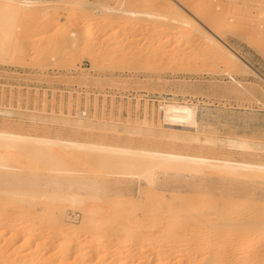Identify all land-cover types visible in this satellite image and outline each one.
I'll return each mask as SVG.
<instances>
[{"label":"rangeland","instance_id":"374dc122","mask_svg":"<svg viewBox=\"0 0 264 264\" xmlns=\"http://www.w3.org/2000/svg\"><path fill=\"white\" fill-rule=\"evenodd\" d=\"M5 1L0 0V3ZM39 2L41 4H36L35 9L38 10L39 15L45 14L44 17H39L40 20L55 15L56 21L53 20L55 24L51 19L53 23L50 22L54 25L43 29L35 23L33 25L29 17L19 19L11 23L15 25L12 39L10 37L9 42L8 38L7 42L1 40L5 49H0V129L5 127L26 134L75 138L88 142L102 141L134 148H155L204 154L209 157L264 161V151L252 154L248 150L228 144L229 139H243L255 143L254 145L258 143L264 145V0H40ZM78 2L80 7L77 5ZM96 3L115 8L124 5L129 9L157 14L168 13L170 16L171 14L178 16L180 10L181 14L186 13L185 15H188L186 17L190 19L191 13L188 12L197 10L195 13H198L202 9L200 12L205 14L201 15L205 16H200L201 21L207 24L209 14L210 17L215 15L217 20L219 18L220 22H218L221 25L219 29L225 28H222V32L217 29L220 35L223 34L219 35L222 41L229 44L230 49L240 55L241 60H244L256 73L247 70L243 63L234 68L229 67V61L220 57L219 48L217 50V45L213 46L208 38L195 35L189 38L185 36L181 38V36L183 40L181 41L177 36L172 37L170 34L172 23L166 19L146 15H119L116 14L119 13L116 10L96 13L98 17L102 15L107 19L105 24H101L102 28L104 27V35L100 36L101 40H97L95 35L88 40H80L82 50L77 53L68 55L58 53L55 56L57 61L52 60L55 57L52 51H48L47 47L50 46L45 40L44 43L37 42V44L28 42L23 53L14 52L16 41L20 39L19 36L23 37V32L24 35L26 33V35L40 36L43 33L45 37L51 38L61 31L63 24H68V20L73 15L77 17L74 31L79 32L89 23V16L92 14H89L88 10L90 11L93 5H97ZM181 3L186 5V11L178 8ZM47 12L50 16L46 15ZM211 22L210 20L208 25ZM8 25L10 23H6L5 26ZM5 26L2 28L5 29ZM115 30L122 37L113 38ZM0 31V37H3L5 31L3 35H1L2 30ZM108 39L113 47L120 39L125 42L136 40L138 43L134 49L125 48L115 59L111 51L99 53V48L95 50L98 53L95 52L94 57L91 58L83 49L93 41L102 42ZM128 52L134 55V59L127 62L123 57ZM168 103L190 104L196 107L198 126L179 127L169 124V121L164 120L162 108L163 104ZM77 112H82L84 116L87 112L89 121L86 120L84 126L75 125L74 122L80 117ZM65 118H69L70 121L66 122ZM143 120H147L150 124L154 123L153 127L143 123L137 124ZM172 130L179 131L181 137L186 134V136L196 135L203 142L199 143L195 139L184 141L182 138L170 136ZM207 137L213 139L214 143L207 141L204 143ZM77 167L80 168L79 165ZM93 171L96 172L95 179L105 181L102 191L104 196L114 200L115 204L120 203L121 207L145 203L154 189L156 193L170 198L172 195H193L194 193L189 190L193 186L208 188V185L212 184L219 188L221 185L219 174L214 172H174L157 168L154 170L156 181L152 186L147 178L129 174L128 170L110 173L106 168H95ZM33 173L41 175L38 182L40 181L39 184L46 190L60 188L61 184L58 180L54 184L49 182V185H46V181H51L49 176L51 173L48 170ZM58 178L60 180V177ZM261 188L256 194L253 193L257 198L256 202L260 201V204L264 202V187ZM77 190L80 195L87 196L91 189L83 186ZM250 194L241 197L238 201L242 204L241 207L253 210L254 204L248 199ZM138 213L142 215L140 209ZM62 214L65 220L68 219L66 222L71 225L79 224L82 219V211L72 205H68ZM2 227L4 229V224L0 229ZM1 231L2 229L0 233ZM63 237L66 238V234ZM21 240L10 250V253L22 252V249L27 248L22 243L23 239ZM98 245L103 247L100 243ZM84 247L89 249V246ZM108 251L106 250L105 253ZM135 251L138 252L139 259L149 254V250H146L147 254L140 247ZM258 252V250L248 251L247 259L250 264H261L264 261V255H259ZM105 253L106 257L102 259L103 261L97 259V254L85 258L86 264L89 262H91L89 264H112L111 260L114 257L111 258V255ZM139 253L144 255L140 257ZM126 254L122 256L121 262L131 261L130 259L136 257L132 258V255L127 254L131 257L129 259ZM139 259L136 264L141 262L142 259L140 261ZM233 259L235 264H245L242 263L239 251ZM120 261L117 264H120Z\"/></svg>","mask_w":264,"mask_h":264},{"label":"bare ground","instance_id":"6f19581e","mask_svg":"<svg viewBox=\"0 0 264 264\" xmlns=\"http://www.w3.org/2000/svg\"><path fill=\"white\" fill-rule=\"evenodd\" d=\"M39 1L6 0L0 3L1 35L5 31L4 36L0 37L2 38L0 39V49L4 48L3 41L7 42L8 38L9 42L10 37L12 39L15 25L13 26L11 23L19 19L23 20L29 17L31 20L29 21L33 22V25L35 23L36 26L43 29L51 27L56 17L54 15L55 18L47 17L48 19L40 20L41 16L44 17L45 14L39 15L38 10L35 9L36 4L40 3ZM122 6L115 8L93 5L90 11L88 10L89 14H92L89 16V23L77 33L74 31L77 18L74 15L68 20V24H63L61 31L58 34L55 33V36L51 38L45 37L43 33L44 37L38 34L26 35L25 33L24 35L22 31L23 37L19 36L20 39L16 41L14 52L23 53L28 42L37 44V42L47 41L50 46L47 49L49 52L52 51L53 57L58 53L66 55L77 53L82 50L80 40H88L94 35L99 40L100 36L104 35L102 23L107 19L102 15L98 17L96 13H101L103 10H116L119 12L116 14L119 15H146L152 18L166 19L172 23L170 32L172 37L180 38L182 36L181 38H183L185 36V38H189L195 35L208 38L209 42L214 44L213 46L217 45V50L219 48L220 57L229 61V67L234 68L243 63L247 70L255 72L244 60H241L240 55L230 49L229 44L222 41L220 36L223 34L220 35L219 31L222 32L225 28L219 29L220 20L219 18L217 20L215 15H212V18L209 14L208 19L212 21L209 26L210 20L207 19L208 23L206 24L200 19V16H205L201 15L203 12L200 10L202 9H198L200 14H198L199 12L195 13L197 10L195 12L189 10L191 19L186 17L188 16L185 15L186 13L181 14L182 11L178 8L183 11H186L187 8L182 3L178 8H175L179 10L178 16L139 11ZM73 7L75 6L73 5ZM46 15H49L48 12ZM112 16L114 17V15ZM4 23L5 25L10 23V25L6 27ZM174 23L177 25L173 26ZM2 26H5V29ZM10 26L12 27L10 28ZM116 32L115 30L113 38L120 36ZM97 40L83 48L91 58L97 52L95 50L100 48L99 53L111 51L113 59H115L125 48L134 49L138 43L136 40L125 42L120 39L113 47L109 39L102 42ZM205 50L207 49L205 48ZM46 51L44 52L46 53ZM218 54L216 53V55ZM123 59L127 62L132 61L134 55L128 52ZM52 60H56V57ZM219 60L221 61L220 58ZM162 108L164 120L169 121L172 126H198L196 107L190 104L168 103L163 104ZM77 113L80 117L76 121L74 120L75 125L77 127L84 126L85 121L89 119L87 112H85V116L82 112ZM64 120L70 121L69 118ZM140 123L152 127L154 124L152 122L150 124L147 120L139 121L137 124ZM160 131L164 130L160 129ZM164 133L163 135H165ZM180 134L179 131L172 130L170 136L182 138L184 141L195 139L199 143L203 142L196 135L186 136V134V137H181ZM212 140L207 137L204 143L205 141L213 142L214 140ZM157 142L159 143L158 140ZM228 144L248 150L252 154L264 151V145L261 146L259 143L254 145L255 143L243 139H229ZM78 165L80 168L77 167ZM95 168H106L110 173L128 170L129 174L147 178L152 186L156 181L154 170L157 168L174 172H214L219 174L221 185L219 188L212 184H209L208 188L193 186L189 188L194 193L193 195H172L170 198L156 193V189H154L145 203L137 204L139 205L137 208L142 212L140 216L139 209L136 208L137 205L121 207L120 203L116 202L115 204L114 200L104 196L102 191L105 181L95 179L96 174L94 173L96 172L93 171ZM43 170H48L51 173L49 175L51 181H46V185H49V182L54 184L58 180L61 184L60 188L48 191L41 187L40 181L38 182L41 175L33 172L38 173ZM83 186L91 189L89 195H80L81 193L77 189ZM261 187H264V161L209 157L204 154L174 152L173 150L120 146L116 143L108 144L102 141L88 142L75 138L33 135V133L26 134L4 127L0 129V226L4 224V229L2 227L0 233V264H86L85 258H91L97 254V259L100 262L103 261L102 259L106 257L104 256L106 250H109L106 252L108 256L114 257L111 260L113 263L109 262L117 264L118 261L123 260L122 256H125V253L129 256L132 255V258L136 256L134 259L138 261V252L135 249L139 247L145 251L149 250V254L146 251L147 256L144 253L141 255L139 253L140 257L144 255L142 257L145 259L140 258L142 260L139 264H235L233 258H236L237 251L241 254L242 263L250 264L247 259L248 251L258 250L259 255H264V202L262 204L260 201L256 202L257 198L253 195ZM247 194H250L248 199L254 204L253 210L241 207L242 204L238 201ZM68 205L82 211V219L79 224L71 225L68 221L66 222L68 219L63 218L62 213ZM65 234L66 238L63 237ZM21 239H23L22 243L27 246V250L24 248L25 251L22 249V252L10 253V250ZM99 243L103 247H100ZM85 245L89 246V249H85ZM137 245L138 247H136ZM106 253L105 255H107ZM127 254L126 256L130 259L131 257ZM134 259L125 260L126 262L120 261V264H127V262L136 264ZM261 264H264V261Z\"/></svg>","mask_w":264,"mask_h":264}]
</instances>
